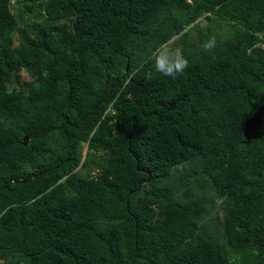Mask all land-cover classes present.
I'll list each match as a JSON object with an SVG mask.
<instances>
[{
    "label": "trees",
    "instance_id": "16d2710c",
    "mask_svg": "<svg viewBox=\"0 0 264 264\" xmlns=\"http://www.w3.org/2000/svg\"><path fill=\"white\" fill-rule=\"evenodd\" d=\"M0 264H264V0H0Z\"/></svg>",
    "mask_w": 264,
    "mask_h": 264
},
{
    "label": "clouds",
    "instance_id": "9594fccd",
    "mask_svg": "<svg viewBox=\"0 0 264 264\" xmlns=\"http://www.w3.org/2000/svg\"><path fill=\"white\" fill-rule=\"evenodd\" d=\"M217 45L216 36H210L202 43L201 48L205 52H211ZM153 70H149L146 75L155 77L157 74L176 78L189 66V60L185 57L183 50L179 46L171 47L167 43L161 44L151 53Z\"/></svg>",
    "mask_w": 264,
    "mask_h": 264
},
{
    "label": "rangeland",
    "instance_id": "374dc122",
    "mask_svg": "<svg viewBox=\"0 0 264 264\" xmlns=\"http://www.w3.org/2000/svg\"><path fill=\"white\" fill-rule=\"evenodd\" d=\"M22 75H23L24 77H27V75H26L25 72H22ZM85 150H86V147L84 146V147H83V152H85ZM206 194H207L206 196H208V197H211V196H212V194H211L210 192H206ZM215 203L218 204V203H219V200L216 199V200H215ZM210 216H211V214L208 215V217H210Z\"/></svg>",
    "mask_w": 264,
    "mask_h": 264
},
{
    "label": "water",
    "instance_id": "95a60500",
    "mask_svg": "<svg viewBox=\"0 0 264 264\" xmlns=\"http://www.w3.org/2000/svg\"><path fill=\"white\" fill-rule=\"evenodd\" d=\"M24 139H25L24 144H26V142H27V136H24ZM130 193H132V191Z\"/></svg>",
    "mask_w": 264,
    "mask_h": 264
}]
</instances>
